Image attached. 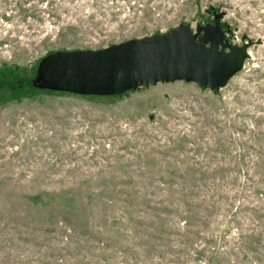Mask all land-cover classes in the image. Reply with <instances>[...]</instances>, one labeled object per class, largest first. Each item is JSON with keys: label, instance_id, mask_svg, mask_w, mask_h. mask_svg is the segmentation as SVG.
I'll list each match as a JSON object with an SVG mask.
<instances>
[{"label": "rangeland", "instance_id": "rangeland-1", "mask_svg": "<svg viewBox=\"0 0 264 264\" xmlns=\"http://www.w3.org/2000/svg\"><path fill=\"white\" fill-rule=\"evenodd\" d=\"M178 24L250 42L224 87L27 86L46 53ZM5 78L0 264H264V0H0Z\"/></svg>", "mask_w": 264, "mask_h": 264}, {"label": "water", "instance_id": "water-1", "mask_svg": "<svg viewBox=\"0 0 264 264\" xmlns=\"http://www.w3.org/2000/svg\"><path fill=\"white\" fill-rule=\"evenodd\" d=\"M201 32V34H199ZM250 42L227 43L218 25L163 33L97 49L55 50L37 63L34 86L76 94H118L141 84L185 80L217 90L248 58Z\"/></svg>", "mask_w": 264, "mask_h": 264}, {"label": "trees", "instance_id": "trees-1", "mask_svg": "<svg viewBox=\"0 0 264 264\" xmlns=\"http://www.w3.org/2000/svg\"><path fill=\"white\" fill-rule=\"evenodd\" d=\"M9 82L10 84H18V82L16 83V80L15 79H12V78H5V80H3V79H0V85H1V82ZM2 82V83H3ZM148 84V83H147ZM147 84H141V85H147ZM27 86H28V88L30 89V90H33V91H53V90H47V89H42V88H38V87H36V86H34V84H33V79L31 80H29L28 81V84H27ZM140 86V85H139ZM19 87H21V86H18L17 87V89L19 90L20 88ZM138 86H136V87H134V88H130V89H128V90H126V91H123V92H121V93H118V94H112V95H120V94H122V93H125V92H127V91H130V90H134L135 88H137ZM204 87V86H203ZM213 90V89H212ZM215 91V90H214ZM18 92V91H17ZM54 92H63V91H54ZM92 95V94H91ZM97 96V95H96ZM100 96V95H99Z\"/></svg>", "mask_w": 264, "mask_h": 264}]
</instances>
